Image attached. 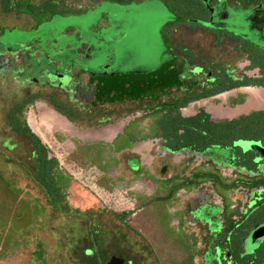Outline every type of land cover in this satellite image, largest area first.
Returning a JSON list of instances; mask_svg holds the SVG:
<instances>
[{
  "label": "rangeland",
  "instance_id": "rangeland-1",
  "mask_svg": "<svg viewBox=\"0 0 264 264\" xmlns=\"http://www.w3.org/2000/svg\"><path fill=\"white\" fill-rule=\"evenodd\" d=\"M20 1L38 4L41 0ZM202 1L205 4L210 2V0ZM63 5L74 7V11L53 16L39 14L36 17H30L23 9L7 13H2L0 10V34L3 33L0 35V43L5 48H10L16 46L18 42L21 44L38 40L42 35L38 34L40 32L44 34L48 31L52 35H57L59 34L58 30H61L66 36L59 40L61 44H68L73 42L72 35L74 34L72 32L70 33L71 36L68 35L67 30L75 28V32L81 33L82 41H92V44L97 40L103 41V45L100 43V48L92 51L95 60H99L98 53H102L100 56L102 58L113 50L114 65H124L126 71L133 73L126 79V82L130 84L129 89H123L124 92H127V97L128 91L130 95L147 93L144 91H148V85L143 86V82L140 80L148 77V81L151 82L149 83L151 90L153 87L156 88V85L161 82V73L165 70L161 66L169 64L167 46L163 38L168 28L165 25L179 19L166 8L162 0H127L122 2L64 0ZM212 11V16L207 21L211 28L238 35L264 49V42L260 36L264 35V21L260 23V30L257 29L252 20L251 10L239 6L230 7L220 1V4L213 6ZM255 11L262 13V18H264V8L261 5ZM33 25L36 27L33 28ZM37 27H39L38 32L35 30ZM198 28L199 30L187 29L183 26L172 27L169 30L170 39L172 43L191 49L196 53L201 51L202 54H199V57L209 61L216 57V60H220L224 64L230 63L232 68L240 69L243 66L244 56L235 52V42L228 37H223L216 46L214 45L216 36L202 27ZM42 38L45 39V36L42 35ZM172 59L170 65L176 60V58ZM177 60L179 61V59ZM180 63L182 65V61ZM124 77L126 75H123L122 78ZM169 77L170 81L176 78V75ZM174 84L176 81L169 82L166 88L167 92L168 87L175 86ZM26 89L37 91L33 86L18 90L15 88L14 80L6 74L0 73V171L19 185L30 183L27 166L31 165L29 160L31 149L26 140L8 130L5 125V116L10 105L22 99ZM158 90L161 91L162 87L159 86ZM245 96V102L232 109L223 107L221 103L217 104L213 100H206L201 105L205 106L213 119H226L253 109L264 108V90L250 91ZM168 100L163 97L159 103H165ZM147 107V102L138 105L125 104L120 107L109 105L104 108L108 110L104 118L109 119V121H104V124L110 123L117 117L122 120L131 119L134 116L133 110ZM121 108L123 113L117 115V109ZM99 110L102 111V108ZM79 115L82 119L76 121L77 126L90 130L93 125L98 124L97 120L101 118L100 115L102 114L88 115L85 112L79 113ZM147 122L148 119H145L142 123L137 122V125H146ZM121 124L119 122V127L118 124L106 127V137L110 133L122 129ZM132 126L133 124L131 127L125 125L124 129H127V132L129 129L133 131L134 127ZM36 132L59 160L61 166L74 179L70 200L72 212L55 211L47 223V233L51 241V245L46 246L47 264H106L104 262L108 261L110 255L121 252L129 255L132 264H157L156 260L161 264H170L166 250L163 247L160 249L157 247L158 241H155L157 231L151 224L149 215H143L139 211L140 209L138 210L141 199L144 200L142 197L146 196L145 199H148L154 190L146 181L144 183L139 178L128 177V175L134 174L125 164L124 158L127 154L122 157L121 165L116 167L115 175H112L110 182H107L103 178V172L88 159L80 156L79 152H74L71 143L63 135H61L62 139L55 141L50 131L38 120L36 121ZM126 142L127 140L120 136L114 143L123 146ZM157 142V154L164 155V149L158 140ZM140 148L141 152L144 153L142 166L147 167L149 165L151 172L158 177L188 173L190 167L195 164L191 163L185 166V159L182 157L171 158L165 155L155 157L154 147L142 145ZM163 162L166 165V170L165 173L161 174L160 169L163 167ZM129 163L131 165L132 162ZM117 171L124 177L120 178ZM208 187L205 185V188ZM198 204L196 197L188 196L181 199L179 207L185 211V222L191 216L187 212L195 210ZM98 208H106L118 213L121 211L132 212L129 217L131 225L147 239V244L153 246L154 250L149 251L143 239L124 226L116 224V219L110 212H102ZM188 229L197 234L200 246L205 244L204 248L201 247V252H205V248L212 240V236L206 232L207 225L196 223ZM52 242L59 245L57 250L52 246ZM92 246L100 252V255L104 257L103 259L101 257L90 259L83 255L84 249ZM90 250L86 252L87 255L91 254ZM245 250L250 252L251 248ZM120 259L122 261L120 264H124V259ZM197 263L202 264V261L198 258ZM0 264H26V255L21 256L8 252L4 258H0Z\"/></svg>",
  "mask_w": 264,
  "mask_h": 264
},
{
  "label": "flooded vegetation",
  "instance_id": "flooded-vegetation-1",
  "mask_svg": "<svg viewBox=\"0 0 264 264\" xmlns=\"http://www.w3.org/2000/svg\"><path fill=\"white\" fill-rule=\"evenodd\" d=\"M220 1L230 7L239 6L251 10L254 26L260 30V23L264 21V18H262L263 14L256 12L255 9L260 5L264 8V3H253L244 6L235 0H210L208 4L202 1L207 11L206 21H209L212 16L213 6L220 4ZM63 6L66 13L74 11L72 6ZM176 26L199 30L198 27L193 28L187 25V22L182 19L166 24L165 27H169V29H166L167 33L163 38L167 46L166 52L169 64L161 66L162 69H165L161 73L162 76H160L161 82L156 85L155 89L153 87L151 90L149 77L140 80V82H143V86L148 85V91H144L147 93L130 95L128 91V97L126 96L127 92H124L123 89H129L130 84L126 82V79L133 73L126 71L124 65H114L113 50L102 58L100 57L102 53H98L99 60H95L92 51L100 48V43L103 45V41L97 40L93 44L92 41H82L81 33L75 32V28L67 30L68 35L71 36L70 33L72 32L74 34L72 35L73 42L68 44H61L59 39L66 36L61 30H58L59 34L57 35H52L48 31L44 34L40 32L38 34L44 35L45 39L40 35L41 38H38V40L21 44L18 42L16 46L10 48H5L0 43V73L8 75L10 79L14 80L15 88L18 90L30 88V86L37 90L26 89L22 99L11 104L7 112L14 104L27 101L22 109L23 120L27 121L35 131L36 121H40L50 131L55 141L62 139L61 135H63L71 143L74 152H79L82 157L84 149L96 146L101 157L108 159V157L114 156L119 167L122 157L127 154L124 158L125 164L134 174L128 175V177L133 179L145 167L141 164L144 158V153L141 152L140 148L142 145L154 147L155 157L164 155L171 158L182 157L185 159V166L191 163H204L205 166H212L216 176L227 178L229 187L214 192L210 187L205 188V185H203L195 192L187 193L185 196V198L188 196L196 197L199 203L195 210L187 212L191 215L188 221L185 222L188 223L187 226L191 227L196 223L206 224V232L209 236H212L205 252L201 253L200 259L203 264H205V257L207 259L212 257L209 260L211 264H222V261H224V264H239L241 259H243V262L249 261V264L258 261L264 264V159L256 161L258 154L250 150L245 151L239 145L242 142H257L264 148L260 141L239 139L233 141L230 145H216L201 152H193L187 149L171 151L163 145L161 140H158L164 149V155L157 154L158 142L153 139L130 142L127 140L126 144L128 142L129 144L125 148V144L121 146L114 143L120 136L127 139L125 125L131 127L134 122H139L140 117L147 113L151 107L169 106L176 103L182 116H190L203 111L210 116L211 123H222L255 110H264V108H258L226 119H213L201 103L206 100H213V102L221 103L223 107L228 109L240 106L245 102L246 93L254 90H264V86L254 85V82H257L258 79L261 80L260 83L264 84L263 76L259 74L260 69L258 67L251 66L246 55L236 50V46L235 52L244 56L243 66L240 69L232 68L230 63L224 64L222 61L216 60V57L209 61L201 56L199 57V54H202L201 51L196 53L191 49L172 43L169 30ZM32 27L35 28L36 26L33 25ZM199 27L206 29L207 32L219 30L204 26ZM38 28L35 29L36 32H38ZM260 36L264 39L263 34ZM214 45L217 46L218 44ZM172 58H176V60L170 65ZM180 61H182V65ZM163 74L165 75L163 76ZM123 75H126V77L122 78ZM170 75H176V78L169 81ZM225 75V80L227 79L229 82L245 81L249 84L233 87L223 92H216L207 97L202 95L209 89L217 90ZM175 81V86L168 87L167 92L166 88L169 82ZM180 82L182 84H178ZM121 83L123 84L121 85ZM159 86L162 87L161 91L158 90ZM163 97L169 100L165 103H159V100ZM233 100H242V102L233 103ZM145 102L148 103V107L133 110V118L122 120L117 117L110 123L104 124V121H109L108 118H104L108 112L107 109H104L105 107L109 105L120 107L125 104L138 105ZM100 108H102V111L99 110ZM85 112L88 115L102 114L100 115L101 118L97 120L98 124L93 125L90 130L82 129L76 124L77 120L82 119L79 113L83 114ZM117 112V115L123 113L122 108L117 109ZM126 119L127 121H125ZM119 122L122 123V129L117 128L116 132L110 133L108 136L110 138L106 137V127L115 124H118L119 127ZM16 136L24 139L22 136ZM129 136L135 137V134L131 135L130 133ZM136 136L138 137V135ZM208 150H212L210 151L211 156L203 154ZM247 161H250L251 164L246 165ZM129 162H135V167H132ZM147 166L151 171L149 165ZM165 170L166 165L163 162L160 173H165ZM117 174L120 178L124 177L119 171H117ZM209 220H212L213 224H210ZM116 224L121 225L117 220ZM223 234L225 240H222ZM202 247L204 248L205 244ZM90 248L92 249L90 250ZM246 248H251V251L247 252ZM89 250L91 254L87 255L86 252ZM83 255L90 259L104 258L93 246L86 247ZM112 257L124 259V264H132V259L125 252L110 255L108 261Z\"/></svg>",
  "mask_w": 264,
  "mask_h": 264
},
{
  "label": "trees",
  "instance_id": "trees-1",
  "mask_svg": "<svg viewBox=\"0 0 264 264\" xmlns=\"http://www.w3.org/2000/svg\"><path fill=\"white\" fill-rule=\"evenodd\" d=\"M63 1L41 0L38 4H32L23 3L20 0H0V10L2 13H7L23 9L25 13L33 17L39 14L58 15L65 12ZM162 1L168 10L184 22L191 19L207 20L206 7L201 0ZM235 1L244 6L264 3V0ZM187 25L193 28L199 27L195 24ZM210 33L216 36L214 44L220 43L223 37H228L235 42L236 50L247 56L252 67L260 69L259 74L264 80V50L262 48L224 30H211ZM225 78L226 75L217 90L212 88L202 95L207 97L216 92L249 84L245 81L229 82ZM260 82L261 80L258 79L254 85L264 86ZM26 102L14 104L5 116V125L8 130L22 136L29 143L31 165L27 166L30 183L25 185H19L0 171V258H4L10 252L21 256L25 254L26 264H47L46 246L51 245L46 228L47 223L55 211L72 212L70 200L74 179L61 166L59 160L33 127L23 120L22 109ZM234 102H242V100H233ZM145 119H148L146 125L139 126L137 122H134L133 131L125 130L126 140L129 142L148 139L161 140L163 145L171 151L187 149L193 152H201L216 145H230L239 139L260 141L264 146V110H255L222 123H211L210 116L203 111L190 116H182L175 103L169 106L149 108V111L140 117L139 122L142 123ZM130 133L135 134V137H130ZM128 144L125 143L124 148ZM98 152L96 146L88 147L84 149L83 157L103 172V178L110 182L119 164L114 156L106 159ZM250 164V161L246 162V165ZM135 178H139L144 183L146 181L154 190V195L152 194L148 199L142 195L144 200L141 199L138 210L140 209L143 215H149L151 224L157 231L155 241H158V249L163 247L166 250L170 264H198L197 259H200L202 246H200L197 234L188 229V223L184 221L185 211L179 207V202L185 198L187 193H193L203 185L209 186L214 192L227 189L229 187L227 178H219L212 166H205L204 163H196L190 167L188 173L168 177L154 175L147 166L142 168L141 173ZM98 209L102 212H110L122 226L147 244V239L129 221L132 212L118 213L106 208ZM222 240H225L224 234ZM52 246L56 250L59 247L56 242H52ZM147 247L149 251L154 250L153 246L147 244ZM204 259L205 264H211L209 260L212 257ZM156 263L158 264L159 261L156 260ZM239 264H249V261L243 262L241 259ZM254 264H261V262Z\"/></svg>",
  "mask_w": 264,
  "mask_h": 264
},
{
  "label": "water",
  "instance_id": "water-1",
  "mask_svg": "<svg viewBox=\"0 0 264 264\" xmlns=\"http://www.w3.org/2000/svg\"><path fill=\"white\" fill-rule=\"evenodd\" d=\"M187 24H195V25H199V26H204L206 28L209 29H214L211 28L209 25V22L207 21H202V20H197V19H191V20H187ZM264 42V39H263ZM261 48V47H260ZM245 151H253L254 153L258 154L259 156L257 157L256 161H260L264 159V148L257 142H242L241 144H239ZM212 150H208L203 154H211ZM211 156V155H210ZM132 167H135V162L131 163ZM264 170V169H263ZM210 224H213L212 220H209ZM121 259L117 258V257H112L106 264H120ZM122 263V261H121Z\"/></svg>",
  "mask_w": 264,
  "mask_h": 264
}]
</instances>
